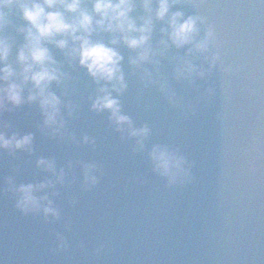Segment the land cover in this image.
<instances>
[{"label":"water","instance_id":"obj_1","mask_svg":"<svg viewBox=\"0 0 264 264\" xmlns=\"http://www.w3.org/2000/svg\"><path fill=\"white\" fill-rule=\"evenodd\" d=\"M170 11L205 17L201 35L214 26L220 61L189 84L171 76V57L187 46L159 57L181 100L173 105L141 82L140 70L128 64L135 53L120 46L127 87L112 95L134 127L149 128L143 149L117 130L108 110L91 108L98 86L51 45L68 74L61 86L51 85L64 127L56 134L43 127L35 102L0 111L6 136L32 134L31 151L0 148V264H264V0H179ZM140 14L137 7L133 15ZM154 25L156 46L163 22ZM12 34L20 44L22 36ZM224 65L233 71L223 72ZM154 144L184 157L187 178L169 182L153 170ZM40 157L64 170L63 183L43 190L55 217L16 206L14 186L53 178L37 166ZM84 165L93 166L95 182L85 180Z\"/></svg>","mask_w":264,"mask_h":264},{"label":"clouds","instance_id":"obj_2","mask_svg":"<svg viewBox=\"0 0 264 264\" xmlns=\"http://www.w3.org/2000/svg\"><path fill=\"white\" fill-rule=\"evenodd\" d=\"M176 3L179 0H139V3L137 0H0V111L8 110V105L35 102L43 117V127L51 129L53 134L64 127L62 100L51 90V85L55 82L61 86L68 74L61 70L62 65L54 58L51 45L63 53L69 65L75 62L85 69L98 86L95 95L90 97L91 108L97 112L108 110L109 119L117 130L136 137V144L143 149L149 128L146 125L134 127L130 117L121 112L119 100L112 95L127 87L120 46L135 53L129 55L128 64L134 70H140L141 82L145 86H157L173 105L181 104V100L169 86L167 77L161 74L159 57L165 56L170 47L181 49L187 46L183 55L171 57V76L189 84L208 76L220 61L219 51L214 49H218L221 42L214 26L208 23L201 35L206 18L170 11ZM137 7L143 10V14L133 15ZM154 21L163 22L156 46L151 42ZM13 31L22 36L18 45ZM104 33L108 34L106 38L101 35ZM14 45L15 56L10 59ZM145 64H151L152 70L144 67ZM221 70L230 73L233 68L224 65ZM205 91L209 96L212 94L211 88ZM64 106L71 114L72 106ZM3 127L6 128L7 124ZM31 143V133L18 135L13 132L6 136L0 131V148L31 151ZM149 158L153 170L167 177L169 182L187 178L184 157L168 146L152 145ZM36 163L52 173L53 178L14 186L16 206L24 212L42 210L55 217L58 211L48 192L43 190L53 188L55 183H63L64 170L57 172L55 162L43 157ZM91 167L84 165L85 180L95 182V178L89 175ZM8 183L12 184L11 178Z\"/></svg>","mask_w":264,"mask_h":264}]
</instances>
